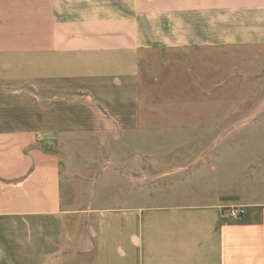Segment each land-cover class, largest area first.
Listing matches in <instances>:
<instances>
[{
	"label": "crops",
	"instance_id": "crops-1",
	"mask_svg": "<svg viewBox=\"0 0 264 264\" xmlns=\"http://www.w3.org/2000/svg\"><path fill=\"white\" fill-rule=\"evenodd\" d=\"M226 47L264 48V0H0V264H264V159L232 147L226 165L222 103L206 105L217 142L200 200L130 173L141 144L124 142L117 188L112 160L86 181L66 155L98 134L148 136L149 52ZM205 59L218 76L219 55Z\"/></svg>",
	"mask_w": 264,
	"mask_h": 264
},
{
	"label": "rangeland",
	"instance_id": "rangeland-1",
	"mask_svg": "<svg viewBox=\"0 0 264 264\" xmlns=\"http://www.w3.org/2000/svg\"><path fill=\"white\" fill-rule=\"evenodd\" d=\"M214 55H219L218 76L208 75L206 70L209 64L205 58ZM140 81L142 131L148 136L138 141L110 140L98 134L91 139L72 141L71 144L81 143V151L67 146V156L79 154V157L74 156L80 162L72 166V175L91 180L110 159L115 171L109 172L108 177L117 188L120 164L126 158L121 149L127 147L124 142H133L134 150L137 144L145 150L144 172H137L141 167L136 165L139 157L134 155L130 173L144 174L145 183L155 180L153 182L161 185L156 191L176 189L180 192L177 198L192 193L187 197L200 200L201 169L206 167L207 154L217 142L216 128L206 122L208 112L216 111L206 107L212 101L222 103L219 112L222 111L224 121L217 131L219 137L224 136L219 138V147L224 144L226 165L242 147L252 148L254 153L259 151L257 157L251 156L253 162L264 159L260 156L264 150V125L260 124L264 123V48L226 47L206 53L194 49L152 51L142 62ZM257 117H262L263 121L251 126ZM239 146L241 148L234 151L231 149ZM188 177L191 179L186 182ZM185 188L189 191L187 195H184Z\"/></svg>",
	"mask_w": 264,
	"mask_h": 264
},
{
	"label": "built area",
	"instance_id": "built-area-1",
	"mask_svg": "<svg viewBox=\"0 0 264 264\" xmlns=\"http://www.w3.org/2000/svg\"><path fill=\"white\" fill-rule=\"evenodd\" d=\"M244 212V209L242 207H230L228 210V214L232 217L235 218L239 214H242Z\"/></svg>",
	"mask_w": 264,
	"mask_h": 264
}]
</instances>
